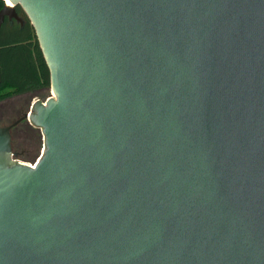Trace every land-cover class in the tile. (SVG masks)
<instances>
[{
	"label": "water",
	"instance_id": "1",
	"mask_svg": "<svg viewBox=\"0 0 264 264\" xmlns=\"http://www.w3.org/2000/svg\"><path fill=\"white\" fill-rule=\"evenodd\" d=\"M9 1L50 85L0 127V264H264V0Z\"/></svg>",
	"mask_w": 264,
	"mask_h": 264
},
{
	"label": "trees",
	"instance_id": "2",
	"mask_svg": "<svg viewBox=\"0 0 264 264\" xmlns=\"http://www.w3.org/2000/svg\"><path fill=\"white\" fill-rule=\"evenodd\" d=\"M4 2L0 0V10ZM0 28V102L13 96L49 88V71L34 30L27 21L7 31Z\"/></svg>",
	"mask_w": 264,
	"mask_h": 264
},
{
	"label": "rangeland",
	"instance_id": "3",
	"mask_svg": "<svg viewBox=\"0 0 264 264\" xmlns=\"http://www.w3.org/2000/svg\"><path fill=\"white\" fill-rule=\"evenodd\" d=\"M29 93L21 96H13L0 102V127L11 124L30 110L32 102L43 100L49 94ZM22 109H21V107ZM12 149L18 154L17 160L32 164L40 156L43 148V136L41 131L24 121L11 131Z\"/></svg>",
	"mask_w": 264,
	"mask_h": 264
},
{
	"label": "flooded vegetation",
	"instance_id": "4",
	"mask_svg": "<svg viewBox=\"0 0 264 264\" xmlns=\"http://www.w3.org/2000/svg\"><path fill=\"white\" fill-rule=\"evenodd\" d=\"M15 12H16V14H17V16H18V18L20 19V21H17V20H14V19H9V18H5V20H4V23L5 24H7L6 26V28H7V31H11V28H13V27H15L16 25H20L21 27H24V25H25V23L28 21L29 22V20H28V18L26 17V15L24 14V12L21 10V8L20 7H15ZM3 23V24H4ZM30 23V22H29ZM2 24V25H3ZM31 25V24H30ZM49 88H42V89H39V90H37V91H30V92H27V93H25V94H29V93H39V94H44V91H46V90H48ZM22 95H24V94H22ZM18 96H21V95H18ZM44 99H46V97L44 98ZM43 99V100H44ZM21 107V106H20ZM21 109H22V107H21Z\"/></svg>",
	"mask_w": 264,
	"mask_h": 264
},
{
	"label": "bare ground",
	"instance_id": "5",
	"mask_svg": "<svg viewBox=\"0 0 264 264\" xmlns=\"http://www.w3.org/2000/svg\"><path fill=\"white\" fill-rule=\"evenodd\" d=\"M7 7L11 8L13 5L9 0H3Z\"/></svg>",
	"mask_w": 264,
	"mask_h": 264
},
{
	"label": "built area",
	"instance_id": "6",
	"mask_svg": "<svg viewBox=\"0 0 264 264\" xmlns=\"http://www.w3.org/2000/svg\"><path fill=\"white\" fill-rule=\"evenodd\" d=\"M29 165H32V164H29Z\"/></svg>",
	"mask_w": 264,
	"mask_h": 264
}]
</instances>
